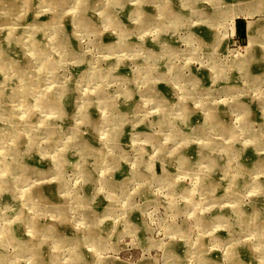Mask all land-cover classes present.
<instances>
[{
    "label": "rangeland",
    "instance_id": "rangeland-1",
    "mask_svg": "<svg viewBox=\"0 0 264 264\" xmlns=\"http://www.w3.org/2000/svg\"><path fill=\"white\" fill-rule=\"evenodd\" d=\"M0 264H264V0H0Z\"/></svg>",
    "mask_w": 264,
    "mask_h": 264
},
{
    "label": "bare ground",
    "instance_id": "bare-ground-1",
    "mask_svg": "<svg viewBox=\"0 0 264 264\" xmlns=\"http://www.w3.org/2000/svg\"><path fill=\"white\" fill-rule=\"evenodd\" d=\"M42 102V101H41Z\"/></svg>",
    "mask_w": 264,
    "mask_h": 264
}]
</instances>
